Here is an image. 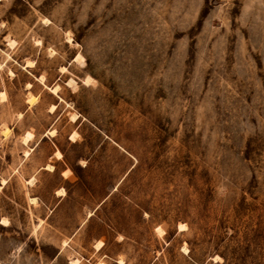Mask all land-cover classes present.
Segmentation results:
<instances>
[{"label": "rangeland", "instance_id": "obj_1", "mask_svg": "<svg viewBox=\"0 0 264 264\" xmlns=\"http://www.w3.org/2000/svg\"><path fill=\"white\" fill-rule=\"evenodd\" d=\"M0 264H264V0H0Z\"/></svg>", "mask_w": 264, "mask_h": 264}, {"label": "bare ground", "instance_id": "obj_2", "mask_svg": "<svg viewBox=\"0 0 264 264\" xmlns=\"http://www.w3.org/2000/svg\"><path fill=\"white\" fill-rule=\"evenodd\" d=\"M35 66V64H34V62L33 61H27L26 63H25V67L26 68H33ZM42 79L43 78H41V81H42ZM58 85H56V86H54V87H52V88H50L51 89V92L53 93V94H57V91H58ZM1 97L3 98V100H5V97H6V95H5V93L4 92H2L1 93ZM35 101H36V97H30L29 99H28V103L30 104V105H33V104H35ZM56 105L54 104V105H52L51 106V109L52 110H55L56 109ZM76 117V116H75ZM11 132V129L10 128H5L4 130H3V135L4 136H8V134ZM49 134H55V130H51L50 132H49ZM25 136V135H24ZM33 138V134L31 133V132H27V134H26V136L24 137V143H28L29 142V140H31ZM56 154L57 155H60V152H56ZM26 155H29V151H26ZM59 157V156H58ZM45 169H49V170H53L54 169V166L53 165H51V164H47L45 167H44ZM61 191H63V190H61ZM35 199L36 198H32V200L33 201H35ZM31 200V201H32ZM181 227V229H182V225L180 226ZM99 247V246H98ZM78 261H75V263H77Z\"/></svg>", "mask_w": 264, "mask_h": 264}]
</instances>
